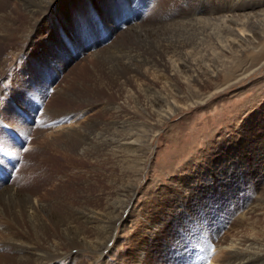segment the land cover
<instances>
[{
  "label": "rangeland",
  "instance_id": "rangeland-1",
  "mask_svg": "<svg viewBox=\"0 0 264 264\" xmlns=\"http://www.w3.org/2000/svg\"><path fill=\"white\" fill-rule=\"evenodd\" d=\"M42 3L0 0V178L7 164L15 191L55 204L52 211L73 204L75 226L87 205L89 238L109 236L105 251L80 248L72 263L56 231V264L251 263L238 242H264V0ZM221 40L232 49L214 54ZM168 97L187 105L160 124L155 109ZM53 109L74 112L46 119ZM73 126L78 135L62 130ZM130 141L133 148L123 146ZM26 222L9 226L34 246ZM1 245L9 264H34L30 247ZM40 249L34 253L49 261V243Z\"/></svg>",
  "mask_w": 264,
  "mask_h": 264
},
{
  "label": "bare ground",
  "instance_id": "bare-ground-1",
  "mask_svg": "<svg viewBox=\"0 0 264 264\" xmlns=\"http://www.w3.org/2000/svg\"><path fill=\"white\" fill-rule=\"evenodd\" d=\"M36 3H42V0H34ZM55 1V0H54ZM24 2V1H23ZM43 2H49V0H43ZM138 2V5H136V3H135V1H133V3L137 6V7H139V9H140V11H142V10H144V3H141L140 4V2L139 1H137ZM52 3V2H51ZM43 4V3H42ZM46 4V3H45ZM41 5V4H40ZM213 5V4H212ZM34 5H32V7H33ZM49 6V5H48ZM194 7H196V6H194L193 5V8ZM27 8V7H26ZM25 8V10H27ZM98 8L101 10V11H105V14L108 12V13H110V8H108V7H103V6H98ZM197 8V7H196ZM201 8V7H200ZM38 9V8H37ZM44 9V8H43ZM138 9V10H139ZM189 9V8H188ZM35 12H37L36 10H34ZM39 11V10H38ZM107 11V12H106ZM40 12V11H39ZM143 12V11H142ZM192 12V11H191ZM42 13V12H41ZM141 13V12H140ZM136 14V13H135ZM35 15H37L38 16V13L37 14H34V16ZM33 16V15H32ZM137 16H138V14H137ZM179 16V15H178ZM38 19V18H37ZM135 19V18H134ZM246 19V18H245ZM250 20H251V18H250ZM36 21V20H35ZM186 21V20H185ZM64 23V22H63ZM138 23V22H137ZM247 23V22H246ZM131 24V23H130ZM181 24V23H180ZM183 25H186L185 24V22H183L182 23ZM181 24V25H182ZM71 25V24H70ZM55 26V25H54ZM178 27V26H177ZM139 28V27H138ZM145 29V28H144ZM153 29V28H152ZM179 29V28H178ZM154 30V29H153ZM181 30V29H180ZM138 31H139V29H138ZM184 31V30H183ZM242 31H244L245 32V29H242ZM248 31V30H247ZM162 33V32H161ZM169 33V32H168ZM170 33H172V31H170ZM169 33V34H170ZM173 34V33H172ZM201 34V33H200ZM128 35H130V34H128ZM179 35V34H178ZM145 38H148V36H147V34L145 33ZM171 36V39H172V41H174V39H173V35H170ZM180 36L182 37V38H185L186 39V34H183V36L180 34ZM139 37V36H138ZM143 37V36H142ZM153 37V36H152ZM168 37V36H167ZM181 37H179V38H181ZM229 37V36H228ZM175 38V37H174ZM176 38H178V37H176ZM188 38H190V37H188ZM230 38V37H229ZM156 39V38H155ZM165 39H166V36H165ZM170 39V40H171ZM194 39H196V38H194ZM140 40V39H139ZM158 40H159V38H158ZM169 40V41H170ZM176 40V39H175ZM179 40V39H178ZM178 40H176V41H178ZM116 41V40H115ZM161 41V40H160ZM164 41V40H163ZM167 41V40H166ZM181 41H183V40H181ZM188 41H189V39H188ZM198 41V40H197ZM227 41L228 40H221V41H219V44H218V46L216 47V48H214L213 50H214V54H216V53H218V51H217V49H220V51H222V52H226L225 51V48H229V49H232V46H227ZM145 42H147V41H145ZM155 42V41H154ZM175 42V41H174ZM174 42H173V44H174ZM195 42H196V40H195ZM195 42H193L194 44H195ZM172 43V42H171ZM170 43V44H171ZM179 43V42H178ZM181 43V42H180ZM184 43H186V42H184ZM191 43V42H190ZM197 43V42H196ZM129 44H131V43H129ZM133 44V43H132ZM142 44V43H141ZM147 44V43H146ZM158 44V43H157ZM161 44V43H160ZM166 44V43H165ZM164 44V46H166ZM226 44V45H225ZM163 45V44H162ZM169 45V44H168ZM175 45V44H174ZM181 45V44H180ZM183 45H185V44H183ZM187 45V44H186ZM189 45V44H188ZM197 45V44H196ZM114 46H115V44H114ZM137 46V45H136ZM140 46V45H139ZM177 46V45H176ZM191 46H195V45H191ZM191 46H190V48H188V49H191ZM61 47V46H60ZM110 47H112V46H110ZM133 46H131V48H132ZM163 47V46H162ZM167 47V46H166ZM178 47V46H177ZM186 47V46H185ZM189 47V46H188ZM128 48H130V47H128ZM135 48V47H134ZM139 48V47H138ZM164 48V47H163ZM176 48V47H175ZM184 48V47H183ZM182 48V49H183ZM113 49V48H112ZM144 49V48H143ZM153 49H154V47H153ZM156 49V48H155ZM160 49V48H159ZM167 50H168V48H166ZM198 49V48H197ZM127 50V49H126ZM126 50H125V52H126ZM130 50V49H129ZM128 50V51H129ZM142 50V49H141ZM151 50V49H150ZM187 50V49H186ZM186 50H184V51H186ZM194 50V49H193ZM122 51V50H121ZM131 51V50H130ZM134 51H135V49H134ZM139 51V50H138ZM145 51V50H144ZM157 51H158V49H157ZM169 51V50H168ZM175 51V50H174ZM177 51V50H176ZM180 51V50H179ZM183 51V50H182ZM66 52V51H65ZM163 52V51H162ZM195 52V51H194ZM197 52V51H196ZM201 52V51H200ZM134 53V55H132V58H133V56L135 57V52H133ZM154 53V52H153ZM172 53V52H171ZM174 53H176V52H174ZM185 53V52H184ZM192 53V52H191ZM128 54V52L126 53V55ZM139 54V53H138ZM140 54H142L141 52H140ZM162 54V53H161ZM167 54V53H166ZM182 54V53H181ZM189 55H190V51H189V53H188ZM60 55V54H59ZM152 54H150V56H151ZM169 55V54H168ZM168 55H167V58H168ZM174 55V54H173ZM192 55V54H191ZM203 55H205V54H203ZM152 56H154V55H152ZM182 57H183V54L181 55ZM103 57H101V59H102ZM118 59H119V57H117ZM126 58H127V56H126ZM137 58V57H136ZM141 58H143V57H141ZM150 58V57H149ZM155 58H156V56H155ZM160 58H162V57H160ZM111 59H113V58H111ZM146 59V58H145ZM148 59V58H147ZM179 59V58H178ZM188 59V58H187ZM195 59V58H194ZM113 60H115V59H113ZM126 60V59H125ZM131 60V59H130ZM133 60V59H132ZM150 60V59H149ZM155 60V59H154ZM157 60V59H156ZM186 60V59H185ZM146 61V60H145ZM153 61V60H152ZM162 61V60H161ZM169 61V60H168ZM174 61V60H173ZM194 61V60H193ZM119 62V61H118ZM134 62H135V60H134ZM133 62V63H134ZM148 62V61H147ZM170 62V61H169ZM178 62V61H177ZM181 62V61H180ZM192 62V61H191ZM129 63H131V62H129ZM132 63V64H133ZM138 63H140V62H138ZM137 63V64H138ZM188 63V62H187ZM190 63V62H189ZM200 63V62H199ZM136 64V63H135ZM135 64H133V65H135ZM141 64H142V62H141ZM180 64V63H179ZM198 64V63H197ZM202 64V63H201ZM123 65H125V64H123ZM130 65V64H129ZM139 65V64H138ZM137 65V66H138ZM143 65V64H142ZM171 65H172V63H171ZM181 65V64H180ZM57 66V65H56ZM131 66V65H130ZM162 66V65H161ZM173 66L176 68V70H177V74H179L178 76H182V78L185 80V78L187 79V80H189L188 79V77H185L183 74H182V72H185V68H183V67H179V65H178V63H173ZM124 67V66H123ZM158 67H160V66H158ZM172 67V66H171ZM208 67V66H207ZM254 66H252V67H249V68H247V69H244L243 71H241V72H239L237 75H236V73L234 74V78H232L234 81H236L237 79H240V78H242V77H244L245 75H248L249 73H251V71L253 70L252 68H253ZM144 68V67H143ZM147 68V67H146ZM169 68V67H168ZM187 68V67H186ZM193 68V67H192ZM195 68V67H194ZM199 68V67H198ZM210 68V67H209ZM31 69V68H30ZM130 69V68H129ZM132 69V68H131ZM188 69V68H187ZM190 69V68H189ZM141 70V69H140ZM143 70V69H142ZM147 70V69H146ZM171 70V69H170ZM156 71V70H155ZM175 71V70H174ZM198 71V70H197ZM137 73V72H136ZM187 73V72H186ZM34 75V74H33ZM188 75V74H187ZM236 75V76H235ZM118 76V75H117ZM194 76V75H193ZM195 77V76H194ZM212 77V76H211ZM228 77V76H227ZM131 78V77H130ZM172 79V78H171ZM181 79V78H180ZM178 80H179V78H178ZM191 80V79H190ZM233 80H231V82H233ZM175 81V80H174ZM168 82V81H167ZM190 82V81H189ZM197 82H198V80H197ZM231 82H227L226 83V85H230L231 84ZM191 83V82H190ZM176 85V84H175ZM179 87V86H178ZM39 88V87H38ZM140 88H144V89H142L144 92H145V94H147V95H151L150 94V91H154V88H152V87H150V86H142V87H140ZM29 91V90H28ZM158 91V90H157ZM68 92V91H67ZM164 92V91H163ZM178 92V91H177ZM153 93V92H152ZM70 94V93H69ZM71 95V94H70ZM197 97V96H196ZM37 98V97H36ZM133 98H135L134 96H133ZM136 99V98H135ZM155 99V98H154ZM162 99V104L164 103V101H167L168 103H167V105H165L162 109H158L159 108V106L155 109V112H156V114L160 117L159 118V122L161 121V122H164L166 119H168L172 114H175L176 112H179V111H181L182 109H183V107H185V105H187V103H186V100H184V104L183 103H180V101L178 100V99H173L172 101H171V99H170V97H168V99L166 100V98H161ZM159 100V99H158ZM41 101V100H40ZM161 101V100H160ZM181 101H182V99H181ZM189 101V100H188ZM195 101H197V100H195ZM155 102V101H154ZM153 103V102H152ZM157 103V102H156ZM195 103V102H194ZM199 103V102H198ZM165 104V103H164ZM154 105V104H153ZM153 107V106H152ZM186 108V107H185ZM158 110H159V112H158ZM59 111H61L60 109L57 111V109L56 110H52V112H53V114H51L50 115V111L48 112L49 114V117H46V119H52L51 117H54V116H60V115H65V114H67L68 112H72V111H74V110H71V109H68V110H66V111H64V112H59ZM151 111H154L153 109L151 110ZM51 112V113H52ZM155 114V115H156ZM64 118V117H63ZM60 119V118H59ZM65 119H67V118H65ZM19 120V119H18ZM17 120V121H18ZM22 120H20V122H21ZM26 121V120H25ZM64 121V120H63ZM62 121V122H63ZM67 121V120H66ZM19 122V121H18ZM47 122V121H46ZM71 122V121H70ZM158 122V123H159ZM161 122H160V124H161ZM22 123V122H21ZM23 125V124H22ZM70 125H72V123L70 124ZM28 127V126H27ZM70 127V126H69ZM17 128V127H16ZM22 128V127H21ZM51 128H54V129H57L56 127H51ZM60 127H58V129L57 130H60L59 129ZM19 130V129H18ZM62 130L63 131H65V133H66V131H68V133H72V130L74 131V133L73 134H75V135H78L76 132H80L81 130H80V128H78L77 130H75L74 129V126H73V129H72V127H71V130L70 129H64V128H62ZM61 130V131H62ZM55 131V130H54ZM21 133H23V132H21ZM66 135V134H65ZM86 135V134H85ZM79 136L78 137V139H79V141L80 142H85V140L87 139V135L86 136ZM115 135V134H114ZM67 136V135H66ZM3 139H4V137H3ZM6 140V139H5ZM9 140V139H8ZM132 141V140H131ZM126 142V143H124V145L123 146H128V148H131L132 147V145L130 144V143H132V142ZM134 142V141H133ZM135 143V142H134ZM11 144V143H10ZM4 145V144H3ZM2 145V146H3ZM120 146V145H119ZM8 148V147H7ZM103 148V147H102ZM133 148V147H132ZM17 149V148H16ZM7 150V149H6ZM8 150H9V148H8ZM11 150V149H10ZM72 150V149H71ZM3 151V150H2ZM74 151H75V149H74ZM0 152H1V150H0ZM9 154V153H8ZM98 154H100V151H98ZM1 155H4V152L1 154ZM84 155H86V153L84 154ZM88 155V154H87ZM2 157V156H1ZM3 159V158H2ZM7 162V161H6ZM5 163V162H4ZM2 165H4V164H2ZM7 165V164H6ZM6 165H4V166H2L5 170H6V172L3 174L4 176H3V178L1 179L0 178V217H2V218H4L3 220H2V225H3V227L2 228H0V231H1V235H0V239H1V244L2 245H4V248L6 249L7 247H8V243H12L13 245H12V248H15L17 251H26L27 249H28V247H30L31 249H30V251L29 252H31L32 253V255H28V257L30 258L29 260H32L33 261V263L34 264H56L57 263V261L59 260V258L61 257V254L59 253V252H54V250L53 249H55L56 251H58V248H55V247H57V242H59V238H58V236H57V234H55V232L57 231V232H60V235H61V233H62V238L60 237V239L62 240V242H67L66 243V249H67V254H66V256L68 257V256H71L72 254H71V252H73L74 253V256L72 255V260H73V262L72 263H75V258H76V256H78L77 254V252L80 250V248L81 249H83V248H85V247H87V246H89V245H91V246H95L98 250H101V251H105L107 248H108V240H107V237H108V239H109V236H107V237H105V236H101L99 233H98V235L94 238V239H90L89 238V235L91 234V230H89V228L90 227H88V225L87 224H91L90 226H92V218H93V216L92 215H90V213H89V211H91L92 209L91 208H88V206L86 205H84V210H86V211H88V213L87 212H82V211H79L80 213H78V220H79V224H81L80 226H75L74 225V223H73V221L71 220V218H75V216L77 215V210L75 211L74 210V206H73V204L71 205H69V204H67L66 205V207L64 206V208H61L60 210H58V211H52V209H54L53 207H55V204H52V203H48V204H44V202H38V201H33V197H32V195L29 193V192H26V191H21L19 188H16L17 190L15 191V189H13V184H11V182H9L8 183V181L10 180L9 178H8V176H9V171H8V167L6 166ZM2 180H6L7 182L5 183V182H3ZM66 188V187H65ZM131 189V188H130ZM129 190V189H128ZM134 190V189H133ZM19 191V192H18ZM8 193H10L9 195H8ZM16 193L18 194V195H16ZM2 195H4V197H2ZM8 195V196H7ZM15 195L16 196H18V198H20V201L19 202H16V201H14V198H15ZM131 195V194H130ZM14 196V197H13ZM54 199V198H53ZM119 199V198H118ZM66 203V202H65ZM91 203V202H90ZM57 205V204H56ZM64 205V204H63ZM59 206V205H58ZM89 206H90V204H89ZM115 207L116 206H112V209H115ZM118 207V206H117ZM255 207V206H254ZM57 208V207H56ZM82 208V207H81ZM121 208V207H120ZM76 209V208H75ZM124 209V208H123ZM259 209V208H258ZM81 210V209H80ZM116 211H118V209H116ZM119 212V211H118ZM117 212V213H118ZM14 213H18L17 215H14ZM44 213V214H43ZM108 213V212H107ZM120 213V212H119ZM46 215V216H45ZM75 215V216H74ZM97 216V215H96ZM102 216H103V213H102ZM12 218L14 219V221H16L17 223L18 222H22V223H25L26 221L27 222H30V224H31V226H32V231L34 232V234H35V238L38 240V242H35V244L36 245H34V246H30L31 244H29V242H27L25 239L24 240H22L20 237H18V236H16V234H12V232H11V229H10V221L12 220ZM70 218V219H69ZM109 218V217H108ZM115 218V217H114ZM77 219V218H76ZM96 219V220H95ZM95 219H94V223L96 224V225H98L97 223L99 222V223H101V222H103V219L100 217V214L98 213V216L97 217H95ZM69 220H71L72 222H70ZM76 221V220H75ZM26 222V223H27ZM112 222V221H111ZM10 223V224H9ZM15 223V222H14ZM76 223V222H75ZM115 223V222H114ZM77 224V223H76ZM104 224V223H103ZM15 225V224H14ZM95 225V226H96ZM19 226V225H18ZM102 226V225H101ZM13 229V228H12ZM14 229H16V227L14 228ZM24 229V228H23ZM91 229V228H90ZM98 230H99V228H98ZM101 230V229H100ZM15 232V231H14ZM19 233V232H18ZM27 233V232H26ZM18 235V234H17ZM19 235H21V234H19ZM96 241V242H95ZM43 242H48L49 243V245H50V247L52 248V250H53V255H52V257L50 258V260L49 261H45V260H43L42 261V259H41V254H36V253H34L35 251H37V250H40L41 251V245H42V243ZM247 243H250V242H247ZM247 243L246 242H244L243 244L241 243V242H238V245L239 244H241V245H243L242 246V248L244 249V252H243V255L246 257L247 256V258H249V261H251V263H249V264H255V263H257V262H260V259L261 260H264V242H262L263 244H258L257 242H252V243H254V244H252V245H254V246H249V245H251V244H249V245H247ZM1 245V246H2ZM261 245L263 246V247H261ZM227 247H228V245H225V247L222 245L221 246V248H224V249H226V251H227ZM65 248V247H64ZM9 249V248H8ZM224 249H223V251H224ZM7 250V249H6ZM29 250V249H28ZM109 250V249H108ZM51 251V250H50ZM44 252V251H43ZM109 252V251H108ZM141 253V252H140ZM224 253H225V251H224ZM28 254H30V253H28ZM99 254V253H98ZM227 255V254H226ZM225 255V256H226ZM229 255V254H228ZM227 255V256H228ZM20 256V255H19ZM47 256V255H46ZM49 256V255H48ZM142 256H144V254H142ZM259 256H260V258H259ZM22 257H24V259L25 260H22L21 261V259L20 260H18L20 263H26L25 261L27 260L26 259V257H25V255L24 256H22ZM217 257V256H216ZM245 257L243 258V260L245 259ZM10 258V257H9ZM246 258V259H247ZM245 259V260H246ZM29 260H28V262H29ZM244 260V261H245ZM10 260L8 259V255H6V252H4V253H1V255H0V264H9L10 262H9ZM141 261V260H140ZM216 261V260H215ZM228 261H230V263L228 262ZM217 262V261H216ZM233 263H235V261L233 260V258H228L227 260H226V263H224V264H233ZM263 264H264V261L262 262ZM138 264H141V263H138ZM167 264H170L168 261H167Z\"/></svg>",
  "mask_w": 264,
  "mask_h": 264
},
{
  "label": "water",
  "instance_id": "water-1",
  "mask_svg": "<svg viewBox=\"0 0 264 264\" xmlns=\"http://www.w3.org/2000/svg\"><path fill=\"white\" fill-rule=\"evenodd\" d=\"M73 112H74V111H72V112H68V113H67V114H65V115H71Z\"/></svg>",
  "mask_w": 264,
  "mask_h": 264
}]
</instances>
